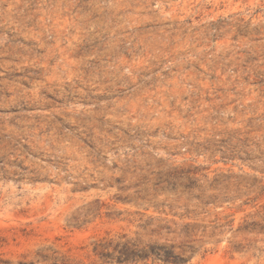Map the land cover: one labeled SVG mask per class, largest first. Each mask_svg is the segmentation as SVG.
Masks as SVG:
<instances>
[{
    "label": "rangeland",
    "instance_id": "obj_1",
    "mask_svg": "<svg viewBox=\"0 0 264 264\" xmlns=\"http://www.w3.org/2000/svg\"><path fill=\"white\" fill-rule=\"evenodd\" d=\"M122 233L264 264V0H0V264Z\"/></svg>",
    "mask_w": 264,
    "mask_h": 264
},
{
    "label": "trees",
    "instance_id": "obj_2",
    "mask_svg": "<svg viewBox=\"0 0 264 264\" xmlns=\"http://www.w3.org/2000/svg\"><path fill=\"white\" fill-rule=\"evenodd\" d=\"M187 174L195 173L191 170ZM168 177H174L175 173L169 171ZM217 180V179H215ZM193 181L190 180V184ZM156 219L150 217L142 226L147 228L153 225ZM158 230L167 228L158 220ZM247 228L250 226H246ZM246 228V229H247ZM153 231H156L154 229ZM94 254L105 260H116L119 263H138L152 261L161 264H186L190 259L186 257L185 252L177 251L175 244L160 241L142 242L129 238L126 233L119 234L116 237H104L98 241L94 247Z\"/></svg>",
    "mask_w": 264,
    "mask_h": 264
}]
</instances>
